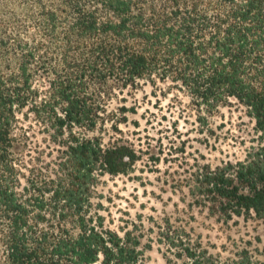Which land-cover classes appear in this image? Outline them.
<instances>
[{
    "label": "trees",
    "instance_id": "trees-1",
    "mask_svg": "<svg viewBox=\"0 0 264 264\" xmlns=\"http://www.w3.org/2000/svg\"><path fill=\"white\" fill-rule=\"evenodd\" d=\"M140 82L186 95L202 126L235 102L264 143V0H0V264H144L141 233L93 202L139 159L115 135L134 106H109ZM37 133L53 144L40 163ZM193 175L210 213L264 217V144ZM175 240L176 264H218Z\"/></svg>",
    "mask_w": 264,
    "mask_h": 264
},
{
    "label": "rangeland",
    "instance_id": "rangeland-1",
    "mask_svg": "<svg viewBox=\"0 0 264 264\" xmlns=\"http://www.w3.org/2000/svg\"><path fill=\"white\" fill-rule=\"evenodd\" d=\"M122 96L124 101L113 100L109 108L125 103L134 110L115 135L130 143L139 159L128 174L100 178L93 202L105 225L120 234L122 229L141 233L144 264L180 263L174 256L175 238L185 234L200 240L218 264L245 253L255 264H264V217L253 212L231 218L212 214L189 193L198 165L235 163L264 144L245 109L231 102L202 126L188 97L167 84L140 82ZM108 139L104 133V143ZM34 140L41 152L37 162L48 161L47 147L53 144L44 133Z\"/></svg>",
    "mask_w": 264,
    "mask_h": 264
}]
</instances>
